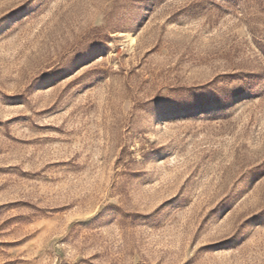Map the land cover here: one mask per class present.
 <instances>
[{
	"label": "rangeland",
	"instance_id": "rangeland-1",
	"mask_svg": "<svg viewBox=\"0 0 264 264\" xmlns=\"http://www.w3.org/2000/svg\"><path fill=\"white\" fill-rule=\"evenodd\" d=\"M37 3L0 0V264H264V0Z\"/></svg>",
	"mask_w": 264,
	"mask_h": 264
},
{
	"label": "snow or ice",
	"instance_id": "snow-or-ice-1",
	"mask_svg": "<svg viewBox=\"0 0 264 264\" xmlns=\"http://www.w3.org/2000/svg\"><path fill=\"white\" fill-rule=\"evenodd\" d=\"M44 0H39V3L36 4V8L38 9L39 7H41V5L43 4ZM193 11H195V9H193ZM4 35V32L3 31H0V36H3ZM164 207H167V205H165ZM164 210V208L162 207L160 209V211L162 212ZM159 215V213H157V216ZM248 227V225H244L242 226V229L241 231H243V228H246ZM248 235H251V233H249ZM248 235H245L244 239H247L248 238Z\"/></svg>",
	"mask_w": 264,
	"mask_h": 264
}]
</instances>
